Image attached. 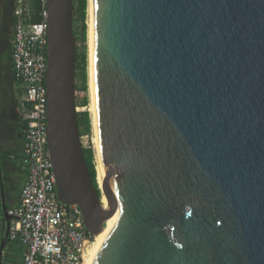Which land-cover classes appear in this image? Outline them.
I'll list each match as a JSON object with an SVG mask.
<instances>
[{
	"label": "water",
	"instance_id": "obj_1",
	"mask_svg": "<svg viewBox=\"0 0 264 264\" xmlns=\"http://www.w3.org/2000/svg\"><path fill=\"white\" fill-rule=\"evenodd\" d=\"M45 8L57 198L93 236L118 212L91 264H264V0H91L106 208L80 142L73 0ZM0 190L1 259V166Z\"/></svg>",
	"mask_w": 264,
	"mask_h": 264
},
{
	"label": "built area",
	"instance_id": "obj_2",
	"mask_svg": "<svg viewBox=\"0 0 264 264\" xmlns=\"http://www.w3.org/2000/svg\"><path fill=\"white\" fill-rule=\"evenodd\" d=\"M11 60L16 86L21 90L17 112L26 129L20 170L24 181L19 202L7 210L11 220L8 240H19V260L4 264H86L94 237L75 204L57 198L56 176L47 138V12L31 24L24 0H15ZM92 133L80 136L82 148H93Z\"/></svg>",
	"mask_w": 264,
	"mask_h": 264
},
{
	"label": "trees",
	"instance_id": "obj_3",
	"mask_svg": "<svg viewBox=\"0 0 264 264\" xmlns=\"http://www.w3.org/2000/svg\"><path fill=\"white\" fill-rule=\"evenodd\" d=\"M87 7L88 0H73V11L77 13L80 23L78 29L77 41L81 46L75 49V79H78L79 85L75 86L76 90L87 93L88 79H87ZM45 8V0H31L28 10L25 12L26 20L35 24L42 20V11ZM16 10L15 0H2L0 9V164L1 161H8L9 168L17 172L20 171V161L22 158L23 149V135L26 129L25 123L20 120H14L12 115L8 114L7 107L15 100V86L17 85L14 79L13 66L11 60L12 40L14 35V24L16 17L14 12ZM74 34H76L74 32ZM20 93V92H19ZM22 95V94H21ZM20 95V97H21ZM19 101V100H18ZM87 96L81 101L82 106H87ZM18 102L16 104V109ZM78 125L80 136L90 134L92 131L90 114L87 111L78 113ZM21 138V140H20ZM18 141L19 152L12 156L9 145ZM15 150V151H18ZM85 163L87 165L90 177L97 188L96 169L94 150L90 148H82ZM13 160L14 165L10 164ZM19 163V166L17 164ZM21 172V171H20ZM23 173V172H22ZM3 175V174H2ZM23 174L18 177V181L22 184ZM20 191V190H19ZM19 196V192H18ZM5 208L8 210L13 207L12 204L4 202ZM0 245L4 241V220L2 212L0 211ZM3 255L0 259V264H4L7 260H13L18 255L17 249L14 248V242L8 239L4 243ZM7 251V253H5ZM9 256L11 258H9Z\"/></svg>",
	"mask_w": 264,
	"mask_h": 264
},
{
	"label": "bare ground",
	"instance_id": "obj_4",
	"mask_svg": "<svg viewBox=\"0 0 264 264\" xmlns=\"http://www.w3.org/2000/svg\"><path fill=\"white\" fill-rule=\"evenodd\" d=\"M90 3L89 0V9H88V75H89V96H90V104L88 106V111L90 113L91 119V127H92V139L91 142L93 143V150H94V159H95V169H96V181L99 189L101 190V204L104 208L107 207L108 202H111V190L108 183L106 171L103 165V161L101 158L98 142H97V135H96V123H95V116H94V107H93V91H92V70H91V59H90V51H91V20H90ZM78 109V108H77ZM118 218V212L114 213L112 211V215L108 218L104 224L103 230L95 235L94 240L88 249V257L86 258V264H91L93 258L95 257L97 251L99 250L100 246L102 245L103 241L113 229L116 221Z\"/></svg>",
	"mask_w": 264,
	"mask_h": 264
},
{
	"label": "rangeland",
	"instance_id": "obj_5",
	"mask_svg": "<svg viewBox=\"0 0 264 264\" xmlns=\"http://www.w3.org/2000/svg\"><path fill=\"white\" fill-rule=\"evenodd\" d=\"M30 2H31V0H24V5H25V7L27 9L30 6ZM88 9H89V0H88L87 17H86V24H87V42H86V44H87V79H88L87 82L89 83V75H88V65H89L88 64L89 63L88 62V50H89V47H88ZM79 26H80V23H79V20H78V15H77V13H75L73 11V33L74 32L76 33V34H74V36L76 38V47H78V46L80 47L81 46V43L79 41H77ZM76 85L77 86L79 85L78 79H75V86ZM15 95H17L18 99L15 98L14 102L12 103V107L14 108V111H12L11 115H12L13 119L16 120V119H19L18 112H17V109H16V104H17L18 100L20 99V93L15 91ZM86 96H87V99H88L87 106H82L81 105V101ZM75 101H76V107L78 108L77 109V113H81V112H84V111L89 112L88 111V106L90 104L89 87H88L87 93H83V92H80L79 90L75 89ZM91 133H92V131H91ZM20 140H21V138H20ZM9 149H10V152H12V156L17 154V152H19V150H18L19 149L18 141H15V142L11 143L9 145ZM15 150H18V151H15ZM8 163H9L8 161H1L0 166H1L2 174L4 176H7L6 178L11 179V181H12L14 186H19L20 182L18 181V177L20 176L21 173L18 170L17 174H14L15 171L12 170V167L9 168ZM10 164L15 166V163L13 162V160H10ZM17 166H19V163L17 164ZM16 175H17V177L15 178L14 176H16ZM11 199L15 200L16 199V195L13 194L11 196ZM0 211L2 212V203H0ZM14 248L17 249L18 252L21 251L22 246H21L19 240L14 241ZM5 253H7V251H5Z\"/></svg>",
	"mask_w": 264,
	"mask_h": 264
},
{
	"label": "flooded vegetation",
	"instance_id": "obj_6",
	"mask_svg": "<svg viewBox=\"0 0 264 264\" xmlns=\"http://www.w3.org/2000/svg\"><path fill=\"white\" fill-rule=\"evenodd\" d=\"M1 5H2V0H0V9H1ZM22 141H23V138H22ZM14 174H17V172H14ZM2 177H3V193H4L3 200L4 202L9 203V201L12 200L11 196L13 194H15L16 196L18 195L21 184L19 186H14L11 179L6 178L7 176H4V175H2ZM14 177L16 178L17 175ZM1 202H2V197H1V190H0V203Z\"/></svg>",
	"mask_w": 264,
	"mask_h": 264
},
{
	"label": "crops",
	"instance_id": "obj_7",
	"mask_svg": "<svg viewBox=\"0 0 264 264\" xmlns=\"http://www.w3.org/2000/svg\"><path fill=\"white\" fill-rule=\"evenodd\" d=\"M15 91H16V92H20V95H21V90H20L17 86H15ZM14 96H15L16 99H18L17 95H14ZM7 108H8V109H7L8 114L11 115L12 111H14V108L12 107L11 104H9ZM12 109H13V110H12ZM13 113H14V112H13ZM14 120H15V119H14ZM16 120H18V119H16ZM16 120H15V121H16ZM20 171H21V170H20ZM20 173H21V175L23 174L22 171H21ZM23 176H24V174H23ZM23 181H24V177H23V179H22V183H23ZM18 202H19V196H18V195L16 196V199H15V200L12 199V200L9 201V203L12 204L13 207L16 206V205L18 204ZM1 203H2V202H1ZM21 253H22V248H21V251L18 252V255L15 256V258H13V260H19V259L21 258ZM9 258H11V257L9 256Z\"/></svg>",
	"mask_w": 264,
	"mask_h": 264
}]
</instances>
